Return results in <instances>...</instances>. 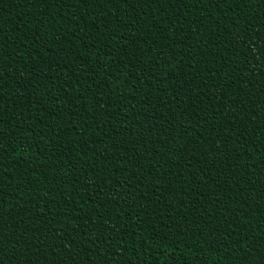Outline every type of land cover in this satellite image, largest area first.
Segmentation results:
<instances>
[{
	"label": "trees",
	"instance_id": "16d2710c",
	"mask_svg": "<svg viewBox=\"0 0 264 264\" xmlns=\"http://www.w3.org/2000/svg\"><path fill=\"white\" fill-rule=\"evenodd\" d=\"M0 264H264V0H0Z\"/></svg>",
	"mask_w": 264,
	"mask_h": 264
},
{
	"label": "snow or ice",
	"instance_id": "6c2138e0",
	"mask_svg": "<svg viewBox=\"0 0 264 264\" xmlns=\"http://www.w3.org/2000/svg\"><path fill=\"white\" fill-rule=\"evenodd\" d=\"M0 79H2V76H0Z\"/></svg>",
	"mask_w": 264,
	"mask_h": 264
}]
</instances>
